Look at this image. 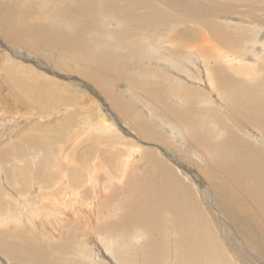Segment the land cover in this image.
<instances>
[{"label": "bare ground", "instance_id": "1", "mask_svg": "<svg viewBox=\"0 0 264 264\" xmlns=\"http://www.w3.org/2000/svg\"><path fill=\"white\" fill-rule=\"evenodd\" d=\"M0 62V264H264V0H0Z\"/></svg>", "mask_w": 264, "mask_h": 264}, {"label": "rangeland", "instance_id": "2", "mask_svg": "<svg viewBox=\"0 0 264 264\" xmlns=\"http://www.w3.org/2000/svg\"><path fill=\"white\" fill-rule=\"evenodd\" d=\"M33 60V59H32ZM33 62H34V60H33ZM1 63V62H0ZM26 64H29V65H31V63H29V62H26ZM43 68V67H42ZM45 69V68H44ZM47 70V68L45 69V71ZM48 71V70H47ZM46 71V72H47ZM47 73H49V72H47ZM50 74V73H49ZM50 75H52V76H54L53 74H50ZM61 77V75H59L57 78L58 79H60V80H62V81H68L67 79L65 80L64 78L62 79V78H60ZM73 80H75L76 81V79H73ZM5 92V94H6V91H4ZM87 94V93H86ZM87 96H88V98H90L92 95H89V94H87ZM12 101V100H11ZM1 103H5V99H4V95L3 94H0V107H4V108H2V109H0L1 111H0V119H3L0 123H1V126H0V128H2V130H0V132H1V134L2 135H4V134H10L12 131H14V130H16L14 127H12V126H9V125H5L6 124V122H7V120L8 119H18V120H22V118L23 117H27V112H28V110H24V108H21L16 102H14V106H11V104L9 105L10 106V108L9 109H6V108H8V106L7 105H5V104H1ZM9 103V102H8ZM5 111V112H4ZM6 121V122H5ZM5 122V123H4ZM17 133V132H16ZM71 134V133H70ZM72 135V134H71ZM78 135H79V133H78ZM12 137H13V135H11ZM124 136L125 137H128V135H125L124 134ZM72 137V136H71ZM70 137V138H71ZM72 139V138H71ZM128 139V138H127ZM142 145V144H141ZM144 145V144H143ZM144 147H146V145L144 146ZM154 147V146H153ZM155 148L157 149H162V148H160V147H158V146H155ZM23 165V164H22ZM196 178L197 177H195L194 179H193V181L192 182H194L195 184L197 183L195 180H196ZM197 180H199L198 178H197ZM5 183V182H4ZM59 212H61V210L59 209ZM81 217V216H80ZM84 220V219H83ZM71 221H72V223L70 222V221H66V225H65V223H63L62 224V226H65L64 228L65 229H69V231H71L72 230V233L74 232V229L76 228V225L75 224H77V223H75V222H73L74 221V219L72 218L71 219ZM75 225V226H74ZM21 227H23V226H21ZM21 227H18L17 229L16 228H14L13 229V231L16 229V231H22V232H24V233H26V229H23V228H21ZM68 235V234H67ZM69 239V238H68ZM71 240V239H70ZM65 248V247H64ZM19 264V263H18Z\"/></svg>", "mask_w": 264, "mask_h": 264}]
</instances>
